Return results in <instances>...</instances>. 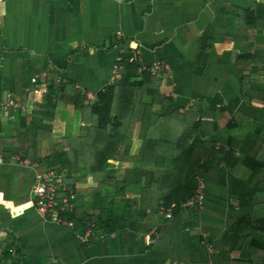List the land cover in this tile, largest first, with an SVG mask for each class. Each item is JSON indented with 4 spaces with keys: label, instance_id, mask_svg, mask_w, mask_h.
<instances>
[{
    "label": "crops",
    "instance_id": "crops-1",
    "mask_svg": "<svg viewBox=\"0 0 264 264\" xmlns=\"http://www.w3.org/2000/svg\"><path fill=\"white\" fill-rule=\"evenodd\" d=\"M259 1L264 0H0V106L14 100L23 107L0 118V261L221 264L237 223L259 227L264 103L247 101L245 92L264 93V70L261 62L246 68L236 61L237 53L258 56L262 50L257 44L264 43V34L244 27V11L256 9ZM255 20L251 15L246 21ZM135 51L144 65L156 60L170 65L168 78H156L158 93L171 99L163 113L208 110L216 103L214 115L202 119L213 124L202 136L215 150L192 181L198 191L196 178L203 180L205 198L201 206L180 209L168 219L160 201L164 192L144 201L143 184L127 186L122 195L106 190L105 214L117 219V226L113 232L96 227L98 237L82 243L88 223L65 228L42 218L34 206L36 176L64 170L66 139L84 133L72 104L58 109L40 92L49 81L68 84L94 102L110 86L115 60L129 59ZM33 110L43 114L33 117ZM158 111V106L152 110ZM22 156L39 168L20 167L16 160ZM135 166L141 165L112 163L108 171L121 177L124 168ZM257 188L263 192L252 198ZM93 199L91 192L83 197L89 213ZM248 243L230 255L231 264L260 258L262 250L256 245L250 250Z\"/></svg>",
    "mask_w": 264,
    "mask_h": 264
},
{
    "label": "trees",
    "instance_id": "trees-1",
    "mask_svg": "<svg viewBox=\"0 0 264 264\" xmlns=\"http://www.w3.org/2000/svg\"><path fill=\"white\" fill-rule=\"evenodd\" d=\"M263 4L264 1H259L256 9L244 11V27L249 31L259 29L264 34V27L261 26ZM251 15L256 24L246 21ZM263 57L242 51L237 53L236 61L247 63L246 68H253L261 62L264 70ZM127 60L123 59L121 63L119 79L98 94L94 102H89L86 96L72 90L68 84L55 85L49 81L40 92L45 94L49 104L58 109L64 110L66 105L72 104L84 129L81 136L65 141L68 163L64 166V181L77 197L74 212L65 216L79 227L94 223L98 228L113 232L118 220L106 216L104 205L107 200L102 194L111 190L122 195L132 184H143L144 201L152 194L164 192L165 196L160 197L161 207L172 209L173 216L196 195L197 188L192 181L215 150V144L202 136L207 126L213 124L202 119L203 116L214 115L212 109H217L216 103H212L208 110L163 113L171 104V99L158 93L160 80L148 73L138 72L139 64H128ZM245 93L247 101L257 99L264 103L263 92ZM155 106L159 107L158 114L152 112ZM41 114V111L32 112L33 117ZM232 123L234 125L236 121ZM35 142L38 145L40 141ZM24 157L30 158L27 155ZM112 163H137L141 166L124 168L121 177H116L108 171ZM90 192L94 199L92 212L89 213L82 204L83 197ZM262 192L261 188L255 189L252 198ZM261 206L264 208V204ZM254 209L262 212L256 204ZM256 220L259 227H254L250 221L246 225L239 222L231 229L221 253V264H231L230 255L241 249L246 240H249L250 250L255 248L254 245L262 250L260 258L252 259L250 264H264V218Z\"/></svg>",
    "mask_w": 264,
    "mask_h": 264
},
{
    "label": "built area",
    "instance_id": "built-area-1",
    "mask_svg": "<svg viewBox=\"0 0 264 264\" xmlns=\"http://www.w3.org/2000/svg\"><path fill=\"white\" fill-rule=\"evenodd\" d=\"M115 1L119 3H128L131 0ZM140 60V52L135 51L127 62L128 64L134 62L139 63L138 72L148 73L150 76L158 79L168 78L171 74L170 65L164 60H156L150 65H144L140 63ZM122 62L123 59L120 56L115 60L112 69V76L108 83L109 85L119 79L122 70ZM31 82L32 84H35L36 80L33 79ZM217 107L224 108L226 106L218 105ZM11 110L23 111V107L18 101L7 100L0 106V118H7L9 111ZM16 162L20 167L25 169L37 170L39 168L37 163H32L28 160L17 159ZM65 173V169H61L37 175L32 184L31 193L33 197H35L34 206L37 208V211L42 218L50 220L62 227L74 229L76 227L75 222L71 218L66 217L65 214L74 212L77 197L74 192L69 191L68 185L65 184ZM196 180L199 188L197 194L189 202L182 205L181 210L192 206L202 205L205 198L202 192L204 183L201 178L197 177ZM162 212L167 215L168 219L172 218V209L162 208ZM96 237H98V230L95 224L88 223L84 234L81 236V242L88 243ZM0 253L2 252L0 251ZM0 264L6 263L1 260Z\"/></svg>",
    "mask_w": 264,
    "mask_h": 264
},
{
    "label": "rangeland",
    "instance_id": "rangeland-1",
    "mask_svg": "<svg viewBox=\"0 0 264 264\" xmlns=\"http://www.w3.org/2000/svg\"><path fill=\"white\" fill-rule=\"evenodd\" d=\"M261 37H262V35H258L256 39H257V40H260V39H262ZM261 43H262V42H260L259 44H257V46H259V47L262 49V50L260 51V53L262 54V53H264V43H263V44H261ZM260 53H257V54L259 55ZM261 54H260V55H261ZM261 59H263V58H261Z\"/></svg>",
    "mask_w": 264,
    "mask_h": 264
}]
</instances>
